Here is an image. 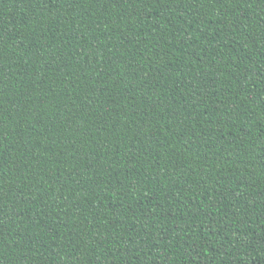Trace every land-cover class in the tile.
<instances>
[{
	"label": "trees",
	"instance_id": "1",
	"mask_svg": "<svg viewBox=\"0 0 264 264\" xmlns=\"http://www.w3.org/2000/svg\"><path fill=\"white\" fill-rule=\"evenodd\" d=\"M0 264H264V0H0Z\"/></svg>",
	"mask_w": 264,
	"mask_h": 264
}]
</instances>
